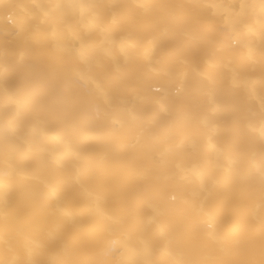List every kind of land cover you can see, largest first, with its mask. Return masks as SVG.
Listing matches in <instances>:
<instances>
[{
	"label": "bare ground",
	"instance_id": "1",
	"mask_svg": "<svg viewBox=\"0 0 264 264\" xmlns=\"http://www.w3.org/2000/svg\"><path fill=\"white\" fill-rule=\"evenodd\" d=\"M0 264H264V0H0Z\"/></svg>",
	"mask_w": 264,
	"mask_h": 264
}]
</instances>
